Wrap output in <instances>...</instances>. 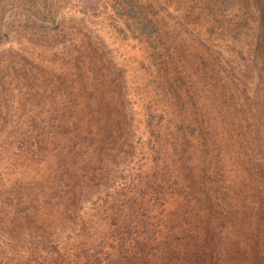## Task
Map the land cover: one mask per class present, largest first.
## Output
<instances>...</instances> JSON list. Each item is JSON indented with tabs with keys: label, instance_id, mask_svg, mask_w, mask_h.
Here are the masks:
<instances>
[{
	"label": "rangeland",
	"instance_id": "obj_1",
	"mask_svg": "<svg viewBox=\"0 0 264 264\" xmlns=\"http://www.w3.org/2000/svg\"><path fill=\"white\" fill-rule=\"evenodd\" d=\"M0 264H264V0H0Z\"/></svg>",
	"mask_w": 264,
	"mask_h": 264
},
{
	"label": "trees",
	"instance_id": "obj_2",
	"mask_svg": "<svg viewBox=\"0 0 264 264\" xmlns=\"http://www.w3.org/2000/svg\"><path fill=\"white\" fill-rule=\"evenodd\" d=\"M143 31H145V28ZM122 101H124V99L121 98V102ZM122 104L125 105L126 103L122 102ZM128 119L129 118L127 117L126 112L121 114V112L119 113V111H116L115 115L112 116V121L116 120L115 122L118 123L120 122L125 125L127 124ZM93 120L94 118H92V114H90L88 119L89 123L93 124L94 122ZM49 125L50 126H48L49 128L46 133V136L41 140L40 139L31 140L30 143L28 144L25 143L26 140H23V138L22 139L16 138V140H22L21 142H19L18 148L19 151L22 152L23 157L25 156L24 159L28 160V163L33 164V162H35L37 164L41 161L55 163L56 169H54L52 173L50 172V170L45 171V173H38L36 171H33L34 168H36V166L32 165L33 167H31L30 169L31 173L28 172L29 180L27 181V183H25V187L27 186V189H29L30 193L35 194L37 192L41 196L43 195L44 197H46L45 199L47 204L51 202L52 205L55 206V204L63 203L66 200L74 201L77 198V196L79 195L81 196L85 194L86 190L81 187L76 189L75 192L72 191L75 186H78L77 177L73 174H67L66 177L67 181L65 184L62 185V187L61 186H58V188L52 187L54 182L61 181L62 179L61 176L55 174V171H57L58 167L62 166L63 160L66 159V157H68L67 154H69V152L72 150L71 148H69L68 150V145L66 143L67 139L63 141L62 139H60L61 135L65 133V131L60 130V128H56V126H54L53 124H49ZM76 141H80V140H76ZM76 141L75 143L78 144ZM90 143L93 144L96 143V145H92L90 149L98 147L99 149L98 153L109 152L108 154L112 155L113 160L117 159L116 155L118 152L115 151L118 150L117 148H120L119 146H117V144L115 146L106 145V144L100 145L97 144V142H95L94 140H92ZM15 153H16V158H18V153L16 151ZM110 163L112 164L111 161ZM85 171H87L86 175L89 177L90 181L88 182V185L84 184L83 187L90 189L96 188L97 187L96 185L99 183L98 177L90 173V168H87ZM91 172H94V170L92 169Z\"/></svg>",
	"mask_w": 264,
	"mask_h": 264
}]
</instances>
